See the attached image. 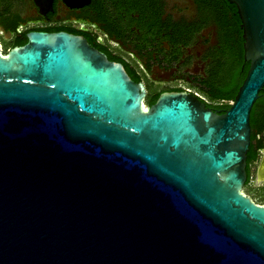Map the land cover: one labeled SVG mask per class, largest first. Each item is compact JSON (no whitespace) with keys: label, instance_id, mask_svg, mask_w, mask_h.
Here are the masks:
<instances>
[{"label":"water","instance_id":"95a60500","mask_svg":"<svg viewBox=\"0 0 264 264\" xmlns=\"http://www.w3.org/2000/svg\"><path fill=\"white\" fill-rule=\"evenodd\" d=\"M227 1L249 68L223 114L177 93L145 107L80 36L0 47V264H264V205L243 193L264 0Z\"/></svg>","mask_w":264,"mask_h":264},{"label":"flooded vegetation","instance_id":"af4514ba","mask_svg":"<svg viewBox=\"0 0 264 264\" xmlns=\"http://www.w3.org/2000/svg\"><path fill=\"white\" fill-rule=\"evenodd\" d=\"M234 8L227 0H0V47L7 53L34 32L80 36L143 86L145 107L177 93L223 114L234 100L236 54L243 53ZM263 158L262 131L256 140L250 135L243 190L264 197Z\"/></svg>","mask_w":264,"mask_h":264},{"label":"trees","instance_id":"16d2710c","mask_svg":"<svg viewBox=\"0 0 264 264\" xmlns=\"http://www.w3.org/2000/svg\"><path fill=\"white\" fill-rule=\"evenodd\" d=\"M235 9L236 8H234V10ZM248 68L249 64L244 61L242 50H240L236 54V90L228 96V98H231V100L235 98V95L237 94V91L246 76ZM225 107L229 108L230 104L225 105ZM250 127L251 137L256 140L257 135L261 134L264 129V90L260 91L259 98L254 103L250 112ZM252 153L253 152L250 150L248 157H253Z\"/></svg>","mask_w":264,"mask_h":264},{"label":"rangeland","instance_id":"374dc122","mask_svg":"<svg viewBox=\"0 0 264 264\" xmlns=\"http://www.w3.org/2000/svg\"><path fill=\"white\" fill-rule=\"evenodd\" d=\"M244 194L249 196L256 204H264V197L258 190L246 188L243 190Z\"/></svg>","mask_w":264,"mask_h":264},{"label":"built area","instance_id":"2783aa9c","mask_svg":"<svg viewBox=\"0 0 264 264\" xmlns=\"http://www.w3.org/2000/svg\"><path fill=\"white\" fill-rule=\"evenodd\" d=\"M201 99H203L204 101H207L204 97L200 96Z\"/></svg>","mask_w":264,"mask_h":264}]
</instances>
